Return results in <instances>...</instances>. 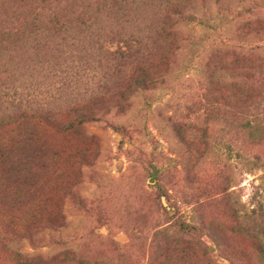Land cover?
<instances>
[{"label":"trees","instance_id":"16d2710c","mask_svg":"<svg viewBox=\"0 0 264 264\" xmlns=\"http://www.w3.org/2000/svg\"><path fill=\"white\" fill-rule=\"evenodd\" d=\"M159 89H169V103L180 101L175 105L185 111L168 131L182 141L176 154L184 141L203 148H187L188 158L175 161V168L183 163L176 189L154 188L163 227L136 264H220L213 253L240 264L243 248L196 216L201 201L185 197L180 183L194 189L189 171L214 165L230 135L242 146L225 148L215 188L223 197L234 193L238 165L264 168V0H0L2 263L135 264L123 246L115 258L86 254L80 247L86 239L65 234L64 205L69 198L74 212L95 225L103 221L93 237L108 227L115 185L91 170L100 146L87 129L108 124L122 134L125 125L114 126L111 115L125 116L138 97ZM131 149L125 153L133 164L154 159L143 144ZM84 175L95 182L90 196L81 190ZM51 193L60 195L55 204ZM228 204L264 264L263 205L243 218ZM44 245L49 252H41Z\"/></svg>","mask_w":264,"mask_h":264},{"label":"rangeland","instance_id":"374dc122","mask_svg":"<svg viewBox=\"0 0 264 264\" xmlns=\"http://www.w3.org/2000/svg\"><path fill=\"white\" fill-rule=\"evenodd\" d=\"M199 31L200 28L196 27L195 33ZM195 72L192 69L182 74L186 76ZM184 78L188 79V77ZM172 96L169 89H159L154 93L138 97L125 116L117 118L112 114L109 119L111 122L113 119L114 126H116L115 121L117 120L120 124L125 125L126 130L122 134L116 132L108 124L94 125L87 129L90 135L95 136V140L100 146V158L91 170L101 177L100 179L111 181L115 185L114 195L106 204L104 215V219H107L109 225L108 227L101 226L98 230L100 235L93 237L90 232L95 227L102 225L103 221L96 222L95 225L91 220L77 214L72 209L71 202L73 201L67 198L64 205L67 219L65 234L76 233L86 239L80 243V247L94 259L99 257L115 258V255L118 254L116 249L118 246H123L127 252L134 256L132 263L136 264L138 260H141L145 251L144 245L147 246L150 243L154 231L163 227L160 226L161 210L159 204L154 200L156 193L154 188L160 185L168 190L176 189L174 184L182 178L179 170L183 171L181 160L182 164L178 168H175L176 162L179 163L181 157L188 158L187 148L192 153L203 148L198 145L192 146L191 141L189 144L184 141V152L180 155L176 154L177 147L182 141L174 139L168 131L173 120L177 121V118L182 120L180 116L185 115V111L182 107H176L175 103L180 101L169 103ZM130 119H134L137 124L129 123ZM163 127H166L167 134L165 136L168 140L165 139V136L163 137L162 133L165 132ZM213 134L215 135V133ZM232 136H228L222 143V148L216 152L219 158L213 160L215 166L205 164L198 171H189L187 178L194 182V189H188V186L183 182L180 183V189L185 197L201 201L198 213L195 212V214L205 225L215 228L221 233H226L227 237L233 238L232 245H239L243 248L240 264H261L256 257V242L253 236L242 234L241 229L244 227L239 226L240 224L233 217L228 203L229 201L231 204L235 203L238 215L243 218L250 213L257 202H260L264 207V168L247 172L246 169L241 168V164L238 165L239 170L236 172L234 180L236 184H232L229 190V192H234L231 197H223L224 195L220 194V189H215L222 180V173L218 167H221L220 164L224 159L225 148L235 145L242 146L239 138ZM139 143L145 145L148 152L153 151L154 159L146 162H151L153 168L146 163L136 165L130 162L131 158L125 151H131V148L139 146ZM262 154L264 155V148ZM92 180L84 175L81 190L86 196H90L95 189V182ZM151 180H153L152 183H150ZM51 195L54 199L53 204H55L60 195L58 193H51ZM183 213L187 220H191L193 217L191 209L185 208ZM247 226L245 229L249 230L256 225L248 224ZM134 235H138V241L135 240ZM130 243H132V249L128 246ZM25 249L32 251L28 245L25 246ZM49 251L50 249L46 245L41 249V252ZM211 257L220 264H231L228 261H220L216 253L211 254ZM1 260L0 264H5Z\"/></svg>","mask_w":264,"mask_h":264},{"label":"water","instance_id":"95a60500","mask_svg":"<svg viewBox=\"0 0 264 264\" xmlns=\"http://www.w3.org/2000/svg\"><path fill=\"white\" fill-rule=\"evenodd\" d=\"M152 182H153V180L150 181V183H152Z\"/></svg>","mask_w":264,"mask_h":264}]
</instances>
